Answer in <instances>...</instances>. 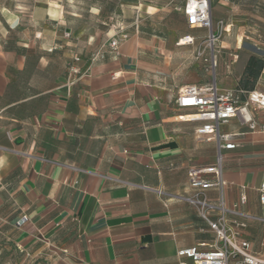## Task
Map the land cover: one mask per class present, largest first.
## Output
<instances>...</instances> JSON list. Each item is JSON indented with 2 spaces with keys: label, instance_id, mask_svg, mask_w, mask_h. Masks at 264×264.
<instances>
[{
  "label": "crops",
  "instance_id": "obj_1",
  "mask_svg": "<svg viewBox=\"0 0 264 264\" xmlns=\"http://www.w3.org/2000/svg\"><path fill=\"white\" fill-rule=\"evenodd\" d=\"M158 10L150 0H0V241L22 264H179V249L215 241L187 197L189 169L219 151L225 186L206 190L203 212L215 219L223 198L228 221L264 256V131L232 117L221 131L236 146L219 150L175 102L190 83L237 88L264 47L225 42L213 69L210 53L197 56L208 31L184 14L193 43L131 29L111 51L117 28ZM72 65L80 73L69 85ZM255 89L264 90V68ZM248 113L264 124V109Z\"/></svg>",
  "mask_w": 264,
  "mask_h": 264
},
{
  "label": "built area",
  "instance_id": "obj_2",
  "mask_svg": "<svg viewBox=\"0 0 264 264\" xmlns=\"http://www.w3.org/2000/svg\"><path fill=\"white\" fill-rule=\"evenodd\" d=\"M183 12L187 17L190 27L204 28L208 31L207 37L197 50V56H203L207 45H213L219 30L230 31L229 26L225 25L224 20H219L216 24L212 15L211 0H186L183 6ZM141 17L137 14L131 25H122L115 30L109 40L111 51L116 52L121 43L131 36V29L134 32L140 30ZM220 33V32H219ZM70 33L67 32L66 35ZM184 43H193L194 37L184 36ZM182 42V38L179 39ZM215 49L211 55V67L214 69L217 65L215 60ZM104 56L103 47L94 53L92 60H97ZM231 63L229 62L228 66ZM79 69L72 65L70 67V76L67 83L73 84ZM180 108H187V114L182 118L187 120L200 121L195 128V132L201 139H215L219 150L222 148H235L233 141L235 133L221 131V125L227 123L232 117H239L248 122L250 128L261 129L264 131V124H258L249 115L248 109H264V90L252 89L249 91L238 89L219 90L215 80L207 83H190L179 89L175 100ZM222 159L223 155L219 151L217 161L214 164L206 166H192L189 169L190 186L194 193L187 199L200 207L203 215L208 220L211 230L215 233V241L205 247L198 244L190 247H184L178 250L181 258L179 264H264V256L251 250L249 240L243 238L241 233L235 229L233 223L228 221L227 214L231 211L225 204L223 198L220 200V214L211 219L203 212L209 206L206 198V190L212 187L223 192L225 181L222 177ZM259 201L264 205V174L260 187L258 188ZM246 201V195L241 196V202ZM247 216L246 214H243ZM26 217L21 218L18 223L22 224ZM244 225V223H241Z\"/></svg>",
  "mask_w": 264,
  "mask_h": 264
},
{
  "label": "rangeland",
  "instance_id": "obj_3",
  "mask_svg": "<svg viewBox=\"0 0 264 264\" xmlns=\"http://www.w3.org/2000/svg\"><path fill=\"white\" fill-rule=\"evenodd\" d=\"M157 5L159 10L146 18L142 15L140 32L145 34H156L162 37L174 36L182 38L188 32L182 6L186 0H150ZM229 0H213L212 12L215 24L224 20L225 25L233 22L229 32L219 30L213 45H207L206 51L212 55L215 49V60L217 67L220 63V45L230 42L232 45L241 43L244 47L259 51L258 47H264V0H236L233 14L228 13ZM89 21L98 22L97 17L89 16ZM130 20H133L131 17ZM220 32V33H219ZM207 37V36H206ZM23 258L11 245L0 241V264H22Z\"/></svg>",
  "mask_w": 264,
  "mask_h": 264
},
{
  "label": "trees",
  "instance_id": "obj_4",
  "mask_svg": "<svg viewBox=\"0 0 264 264\" xmlns=\"http://www.w3.org/2000/svg\"><path fill=\"white\" fill-rule=\"evenodd\" d=\"M263 68L264 56L257 53H251L236 89L245 91L254 89Z\"/></svg>",
  "mask_w": 264,
  "mask_h": 264
},
{
  "label": "bare ground",
  "instance_id": "obj_5",
  "mask_svg": "<svg viewBox=\"0 0 264 264\" xmlns=\"http://www.w3.org/2000/svg\"><path fill=\"white\" fill-rule=\"evenodd\" d=\"M186 41L185 37H182V43H184Z\"/></svg>",
  "mask_w": 264,
  "mask_h": 264
},
{
  "label": "clouds",
  "instance_id": "obj_6",
  "mask_svg": "<svg viewBox=\"0 0 264 264\" xmlns=\"http://www.w3.org/2000/svg\"><path fill=\"white\" fill-rule=\"evenodd\" d=\"M6 11V10H5ZM13 27H15V22H13Z\"/></svg>",
  "mask_w": 264,
  "mask_h": 264
}]
</instances>
